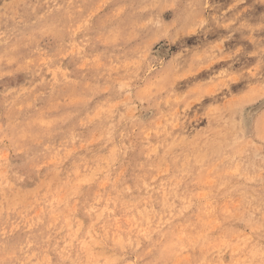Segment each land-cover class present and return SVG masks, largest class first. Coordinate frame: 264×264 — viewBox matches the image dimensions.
Listing matches in <instances>:
<instances>
[{"label": "rangeland", "instance_id": "1", "mask_svg": "<svg viewBox=\"0 0 264 264\" xmlns=\"http://www.w3.org/2000/svg\"><path fill=\"white\" fill-rule=\"evenodd\" d=\"M0 264H264V0H0Z\"/></svg>", "mask_w": 264, "mask_h": 264}, {"label": "bare ground", "instance_id": "2", "mask_svg": "<svg viewBox=\"0 0 264 264\" xmlns=\"http://www.w3.org/2000/svg\"><path fill=\"white\" fill-rule=\"evenodd\" d=\"M168 182V181H167ZM43 196V195H42Z\"/></svg>", "mask_w": 264, "mask_h": 264}]
</instances>
